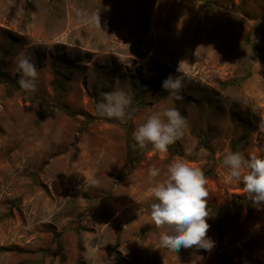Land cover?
<instances>
[{
    "label": "rangeland",
    "instance_id": "374dc122",
    "mask_svg": "<svg viewBox=\"0 0 264 264\" xmlns=\"http://www.w3.org/2000/svg\"><path fill=\"white\" fill-rule=\"evenodd\" d=\"M115 88L133 97L127 123L95 111ZM170 107L184 136L166 155L135 148V127ZM237 150L264 157V0H0V264H264V208L222 164ZM177 158L206 175L211 251L159 245L147 171Z\"/></svg>",
    "mask_w": 264,
    "mask_h": 264
},
{
    "label": "clouds",
    "instance_id": "9594fccd",
    "mask_svg": "<svg viewBox=\"0 0 264 264\" xmlns=\"http://www.w3.org/2000/svg\"><path fill=\"white\" fill-rule=\"evenodd\" d=\"M84 17L87 14L78 13ZM97 30L101 29L99 14L84 19ZM16 71L20 74L17 81L26 94L37 92L39 72L31 57L25 51L19 52L14 59ZM178 71V69H177ZM184 82L178 75L169 74L162 81V89L175 100L180 95ZM95 111L99 117L127 123L133 118L135 108L133 97L124 89L115 88L101 94ZM188 122L176 107L155 111L132 132L134 147L143 151L151 145V150L167 154L169 146L180 140ZM203 151V149H201ZM191 151V150H189ZM222 164L228 170L226 179L243 185L242 192L258 210L264 208V157L247 156L242 151H227L222 155ZM151 199L150 217L157 229H163L159 245L174 252L181 248H197L211 251L215 242L208 237L210 225L207 218L206 188L207 178L199 166L183 159L172 161L161 178V169L152 166L147 171ZM93 184L97 183L95 180Z\"/></svg>",
    "mask_w": 264,
    "mask_h": 264
}]
</instances>
